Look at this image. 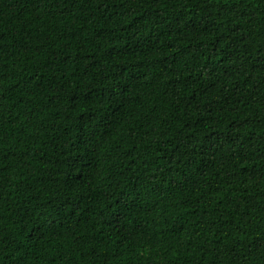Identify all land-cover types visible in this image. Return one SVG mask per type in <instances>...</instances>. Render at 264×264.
I'll return each mask as SVG.
<instances>
[{"label": "trees", "instance_id": "trees-1", "mask_svg": "<svg viewBox=\"0 0 264 264\" xmlns=\"http://www.w3.org/2000/svg\"><path fill=\"white\" fill-rule=\"evenodd\" d=\"M0 164V264H264V0H0Z\"/></svg>", "mask_w": 264, "mask_h": 264}, {"label": "snow or ice", "instance_id": "snow-or-ice-1", "mask_svg": "<svg viewBox=\"0 0 264 264\" xmlns=\"http://www.w3.org/2000/svg\"><path fill=\"white\" fill-rule=\"evenodd\" d=\"M0 168H3L2 164H0ZM0 216H3L2 210H0ZM2 227H3V225H2V223H0V229H2ZM51 230H54V229H51Z\"/></svg>", "mask_w": 264, "mask_h": 264}]
</instances>
